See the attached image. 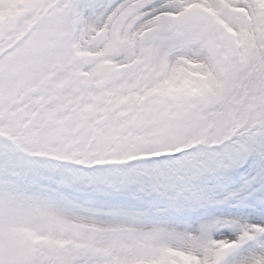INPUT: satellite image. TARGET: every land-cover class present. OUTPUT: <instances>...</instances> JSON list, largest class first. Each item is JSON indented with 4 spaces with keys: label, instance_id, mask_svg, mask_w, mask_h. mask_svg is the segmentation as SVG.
<instances>
[{
    "label": "snow or ice",
    "instance_id": "1",
    "mask_svg": "<svg viewBox=\"0 0 264 264\" xmlns=\"http://www.w3.org/2000/svg\"><path fill=\"white\" fill-rule=\"evenodd\" d=\"M0 264H264V0H0Z\"/></svg>",
    "mask_w": 264,
    "mask_h": 264
}]
</instances>
